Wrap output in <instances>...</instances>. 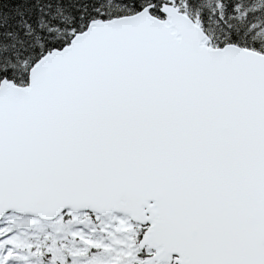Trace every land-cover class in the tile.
<instances>
[{
  "label": "water",
  "instance_id": "1",
  "mask_svg": "<svg viewBox=\"0 0 264 264\" xmlns=\"http://www.w3.org/2000/svg\"><path fill=\"white\" fill-rule=\"evenodd\" d=\"M149 6L1 80L0 219L121 212L152 261L264 264V53Z\"/></svg>",
  "mask_w": 264,
  "mask_h": 264
},
{
  "label": "trees",
  "instance_id": "2",
  "mask_svg": "<svg viewBox=\"0 0 264 264\" xmlns=\"http://www.w3.org/2000/svg\"><path fill=\"white\" fill-rule=\"evenodd\" d=\"M165 1L0 0V82L26 85L34 63L67 45L94 19L132 14L147 5L162 16ZM174 1L198 18L214 46L235 43L264 53V0Z\"/></svg>",
  "mask_w": 264,
  "mask_h": 264
},
{
  "label": "rangeland",
  "instance_id": "3",
  "mask_svg": "<svg viewBox=\"0 0 264 264\" xmlns=\"http://www.w3.org/2000/svg\"><path fill=\"white\" fill-rule=\"evenodd\" d=\"M126 218L121 229L131 231L121 236L104 217L89 213L67 211L55 220L6 214L0 220V264H145L141 230Z\"/></svg>",
  "mask_w": 264,
  "mask_h": 264
},
{
  "label": "flooded vegetation",
  "instance_id": "4",
  "mask_svg": "<svg viewBox=\"0 0 264 264\" xmlns=\"http://www.w3.org/2000/svg\"><path fill=\"white\" fill-rule=\"evenodd\" d=\"M142 230H143V228H142Z\"/></svg>",
  "mask_w": 264,
  "mask_h": 264
}]
</instances>
